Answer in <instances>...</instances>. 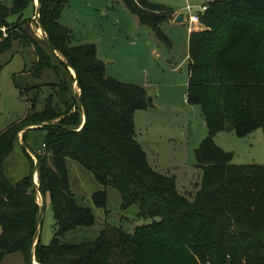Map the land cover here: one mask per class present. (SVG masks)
<instances>
[{"label": "trees", "instance_id": "16d2710c", "mask_svg": "<svg viewBox=\"0 0 264 264\" xmlns=\"http://www.w3.org/2000/svg\"><path fill=\"white\" fill-rule=\"evenodd\" d=\"M33 1L0 2V56L20 42L37 57L30 71L13 78L27 114L0 133V263L20 253L25 264H34L33 255L38 264H264V165L234 164V154L215 142L225 130L240 138L264 130V0L212 1L199 16L205 29L190 35L186 98L201 107L208 128L195 150L202 181L193 200L177 191L175 177L150 166L137 141L135 113L154 107L147 89L107 76L95 44L72 43L71 29L60 23L70 0H40L38 23L46 38H38L23 18ZM123 2L170 43L161 25L173 19L172 10L149 0ZM41 123L32 128L46 131L34 153L37 165L25 148L28 129L22 145L31 171L14 183L3 163L20 132ZM68 159L103 187L117 189L123 209L138 205V218L150 222L133 232L105 228L93 240L65 241L69 232L97 223L71 190ZM39 192L44 204L50 197L56 221L49 245L41 234L37 242ZM93 202L106 208V190Z\"/></svg>", "mask_w": 264, "mask_h": 264}, {"label": "rangeland", "instance_id": "374dc122", "mask_svg": "<svg viewBox=\"0 0 264 264\" xmlns=\"http://www.w3.org/2000/svg\"><path fill=\"white\" fill-rule=\"evenodd\" d=\"M154 5L164 6L175 13H186L187 7L200 11V7L215 0H149ZM10 6L12 0H0ZM25 12L30 28L40 39L45 33L39 31L37 0ZM13 16L10 20H15ZM60 23L72 31V43L95 44L97 56L105 63L106 75L120 82L148 85V93L155 102L149 110L137 111L135 115L138 141L147 150L168 152L169 163L154 166L157 171L175 177L177 191L193 200L200 189L202 172L196 166L195 150L208 135L207 126L200 106H190L187 101L188 61L184 46L187 34L186 24L166 22L162 30L170 43L161 41L149 26L140 24L138 16L131 13L123 0H70L65 6ZM4 31V30H2ZM43 31V30H42ZM157 54L160 57H157ZM37 61L34 49L16 42L13 49L0 56V133L24 118L28 111L26 98L15 87L14 76L30 71ZM178 70H174L175 67ZM73 74V72H72ZM74 75V74H73ZM77 92L80 90L74 85ZM59 121V120H57ZM29 126L19 134L15 150L3 163L4 173L12 182H18L30 174L31 167L23 151V135L28 129L27 152L37 165L34 153L42 149L46 131ZM169 135L173 139H169ZM215 142L224 150L234 154L233 163L239 165H264V130L258 129L251 135L240 138L232 131L217 134ZM150 145V146H149ZM151 147V148H150ZM152 158V155H151ZM152 163V160H151ZM70 187L77 200L91 208L97 223L91 228H78L69 232L64 240L83 242L96 239L105 228H121L133 232L135 227L149 223V219H139V206L122 208L120 192L113 187H103L94 175L78 162L68 159ZM34 180L39 186L38 169L35 167ZM33 174V176H34ZM107 192V207H96L93 195ZM38 203L44 206L42 215L41 241L49 245L55 233V217L50 197L38 193ZM0 264H25L22 254H8Z\"/></svg>", "mask_w": 264, "mask_h": 264}, {"label": "crops", "instance_id": "0c3cea01", "mask_svg": "<svg viewBox=\"0 0 264 264\" xmlns=\"http://www.w3.org/2000/svg\"><path fill=\"white\" fill-rule=\"evenodd\" d=\"M210 2H208L207 4H209ZM178 14H180V13H175L174 14V17H173V19L172 20H170V21H168L169 23H175V18H176V16L178 15ZM177 24V23H176ZM183 24H186V23H183ZM187 24H188V26H187V34H186V38H185V46H184V52H186L185 53V57H184V60L183 61H188V63H189V40H190V35L193 33V32H195V31H202V30H204L205 29V27H204V25L203 24H201V22H197V24H194L193 26L192 25H190L189 24V22H188V20H187ZM186 24V25H187ZM170 40V39H169ZM157 57H160V55L159 54H157ZM189 67V66H188ZM174 70H178V67L176 66L175 68H174ZM188 73H189V69H188ZM188 77H189V74H188ZM142 86V85H141ZM143 87H145L146 89H148L149 88V86L148 85H143ZM148 91V90H147ZM149 94V93H148ZM152 97V96H151ZM154 100V99H153ZM190 105V104H189ZM190 106H194V105H190ZM154 107H155V102H154ZM141 111H143V110H141ZM203 113V112H202ZM135 115H136V113H135ZM204 116V115H203ZM205 119V118H204ZM205 124H206V121H205ZM135 125H136V122H135ZM207 126V125H206ZM207 130H208V128H207ZM136 138H137V141H138V134H137V131H136ZM251 135V134H250ZM216 138V137H215ZM169 139L170 140H172L173 139V136H171V135H169ZM142 146H143V148L145 149V151H146V154H147V159H148V162H149V164H150V166L154 169V170H156L157 171V169H155V167L154 166H163V165H159V164H163V162L165 163H169V160H170V157L172 156V154H170L169 155V153L168 152H163V156H161L160 154H161V152L159 151V152H157L156 150L154 151L153 149L151 150V149H149V150H147V146H145L143 143H141L140 141H138ZM150 146V145H149ZM151 148V147H150ZM151 155H152V158H151ZM151 160H152V163H151ZM157 172H159V171H157ZM161 173V172H160ZM164 174V173H163ZM167 175V174H166Z\"/></svg>", "mask_w": 264, "mask_h": 264}, {"label": "water", "instance_id": "95a60500", "mask_svg": "<svg viewBox=\"0 0 264 264\" xmlns=\"http://www.w3.org/2000/svg\"><path fill=\"white\" fill-rule=\"evenodd\" d=\"M37 1H38V4H40V0H37ZM37 16H39V9L37 10ZM39 17H38V22H39ZM186 22H187V12L186 13H180L175 18V23H177V24H183V23H186ZM45 38H46V36H45ZM47 43H48L49 46H51V44L49 42H47ZM55 53H56V51H55ZM72 72H73L74 76H76V73H75V71L73 69H72ZM86 120H87V118H86V115H85L84 116V123L86 122ZM45 125H46L45 123H41V124H38V125H36L34 127H43ZM33 179L35 180V174L33 176ZM35 184H36V182H35ZM43 210H44V206L41 207L40 220H39V235H38V238H37V242L40 240V231H41V228H42ZM33 260H34V264H36L37 262L35 261V256L34 255H33Z\"/></svg>", "mask_w": 264, "mask_h": 264}, {"label": "built area", "instance_id": "2783aa9c", "mask_svg": "<svg viewBox=\"0 0 264 264\" xmlns=\"http://www.w3.org/2000/svg\"><path fill=\"white\" fill-rule=\"evenodd\" d=\"M209 8H210V4H205V5L200 7V9H199L200 11L194 13L192 11V7H190V6L187 7V20H188L189 24L193 26L194 24H197V22H200V17H199L200 14L208 11ZM2 30H4V29H2ZM186 101H187V98H186Z\"/></svg>", "mask_w": 264, "mask_h": 264}, {"label": "bare ground", "instance_id": "6f19581e", "mask_svg": "<svg viewBox=\"0 0 264 264\" xmlns=\"http://www.w3.org/2000/svg\"><path fill=\"white\" fill-rule=\"evenodd\" d=\"M39 31H41L42 33L44 32V31H42V28H40ZM36 178H37V174H35V179ZM36 264H38V263H36Z\"/></svg>", "mask_w": 264, "mask_h": 264}]
</instances>
